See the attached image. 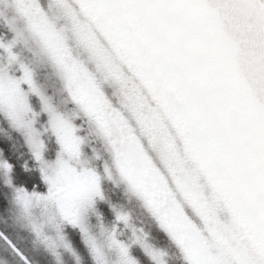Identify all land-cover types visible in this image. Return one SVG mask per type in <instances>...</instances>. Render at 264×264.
<instances>
[{
	"label": "rangeland",
	"instance_id": "rangeland-1",
	"mask_svg": "<svg viewBox=\"0 0 264 264\" xmlns=\"http://www.w3.org/2000/svg\"><path fill=\"white\" fill-rule=\"evenodd\" d=\"M109 1L124 8L125 18L133 17L139 11L140 26L127 30L125 35L130 39L133 37L136 43L129 54L133 59L129 65L120 62L123 61L121 53L108 51L107 48L113 45L108 40V31L118 38L120 31L133 24L119 17L112 29L106 28L105 0H0L1 9L7 11L6 18L17 38L33 43L40 53L55 63L74 104V109L64 119L50 120L49 128L62 144V151L61 157L49 161L41 155L42 143L29 114L28 93L25 90L7 92L10 93L8 116L24 130L36 156L41 157L40 168L48 185L42 194L18 192L17 214L25 224L22 226L43 231V237L51 243L54 234L63 233L65 225L75 228H70L71 231L78 228L91 257L102 264H129V261L151 264L164 258L166 261L167 253L159 251V247H164L161 237L151 239L157 250L149 253L151 258L145 252H131L126 244L133 238L131 232L136 231L130 226H119L115 221L111 224L99 221L94 203L101 197L108 202L114 192L128 195L141 191L154 206L164 202L165 194L161 196L158 188L153 189L156 185L153 177L157 173L151 166L158 168L169 182L178 180L181 185L186 174L173 159L176 156H172L176 150H182L193 183L203 179L211 190L223 189L230 196L232 205L237 202L243 212L245 208L250 223L256 225L257 222V226L264 228L262 148L255 149L251 134L244 133L231 102L224 103L223 89L210 85L208 74L202 76V65H197L194 45H187L167 0H161L159 11L161 16L170 18V23L161 22L157 11L158 21L154 15L149 17L151 13L146 15L151 7L145 0ZM136 1H140L137 6ZM115 16L111 13L112 19ZM130 21L135 19L130 18ZM121 23L124 28L120 27ZM179 37L182 41L173 40ZM102 46H105L103 59ZM143 57H147L146 64L150 66L145 72L139 68L141 60L146 61ZM83 70L96 75L97 86L93 92L82 86L88 97L71 80L84 74ZM203 84L211 87L210 90ZM218 84L222 85V82ZM162 91L165 93L161 94ZM140 96L145 101H140ZM108 100L112 101L113 107L124 110L120 115L127 131L117 122ZM144 105L152 115L155 112L158 119L148 116ZM151 105H157V108L153 110ZM183 125L190 126L188 134L180 132ZM92 142L95 144L89 145ZM195 142L203 145L206 157L187 152ZM74 147L78 150L77 155ZM97 160L102 161L100 171L89 169L87 162L96 163ZM74 166L78 178L71 176ZM101 171L106 178L104 195L96 184ZM145 180L152 183L147 190L143 184ZM169 182L165 184L166 188L171 186ZM187 192L196 199L192 209L198 211L209 229L210 236L206 244L202 243V249H206L213 264H255V242L245 239L247 252L252 253L246 255L238 243L247 233L235 237L236 227L230 229L225 224V221L235 222L233 216L223 208L212 215L211 205L199 197L201 191L195 194L187 188ZM229 232L234 234L233 239ZM0 264H16V261L0 258Z\"/></svg>",
	"mask_w": 264,
	"mask_h": 264
},
{
	"label": "trees",
	"instance_id": "trees-1",
	"mask_svg": "<svg viewBox=\"0 0 264 264\" xmlns=\"http://www.w3.org/2000/svg\"><path fill=\"white\" fill-rule=\"evenodd\" d=\"M105 1L107 6L106 12L108 13L107 20L105 21L106 28L109 30L112 29L113 25L117 24L119 17H121L122 21L125 19L126 23L133 24V26L130 25L131 28L120 31L119 35L121 36L115 39L108 31L110 36L108 40L113 44L107 48L108 51L117 55L121 53L120 58L123 59V61L120 62L129 65V61L130 63L133 62V59L129 58V54L130 51L132 52L131 48H134L136 43L132 36L130 39L125 35L127 30L136 29L137 26H140L141 23L138 21L137 16L139 11L136 12L133 17L125 18L126 16H124V13L126 15V11L124 8H122V10L113 2L109 0ZM145 1L149 4V7H151L148 9V12L146 11V15L151 13L149 17L154 15L153 17L158 21V12L161 22L170 23V18L164 15L161 16L159 11L162 8L161 0ZM170 2L173 6H177L175 0H171ZM139 3L140 1H136L135 5H139ZM1 8L3 7L0 6V116H3L8 123L5 124L0 122V140L7 142V144L11 145L14 149V151L9 154L8 159L15 160L17 166L33 174V178H35L34 174L39 173L40 178L44 182L42 187L32 188L30 186L25 187L21 185L18 189H14V191L17 193L24 191L32 195L42 194L46 192L48 185L43 178L40 168L39 159H41V157L38 159L36 156L24 130L17 126L8 116L7 111L10 104L8 95L10 93L7 94V92L10 91L15 93L25 90L28 93L29 114L32 117L34 128H36L40 134V136H38L42 143L41 155L42 158L49 161L55 160L58 156L61 157L62 151V144L55 132L49 128L50 120H55L54 118L64 119V117L74 109V104L70 101L71 93L69 87L66 81L59 75L55 63L51 61L49 57L40 53L34 47L33 43H29V41L25 42L17 38L15 29L6 18L7 11ZM111 13L116 15L113 18L114 20L111 18ZM180 15L182 17L183 13L180 12ZM130 18H134L135 21L131 22ZM120 27L124 28L125 25L121 23ZM177 40L182 41L181 37L177 38ZM104 49L105 46L100 48L101 51ZM200 49L203 50L204 47ZM205 54L203 50L202 55ZM145 59L146 61L144 62V60H141V64L139 65L142 72H145V69L150 67L149 63L146 64L148 61L147 58ZM113 63L117 65V62ZM120 66L123 65L120 64ZM83 71L85 72L84 74L72 77L71 80L72 84L82 90L88 97L87 91L85 89L83 90L82 86L91 89L93 92L94 88L97 86L96 75L92 74L91 71ZM67 100H69L71 104L69 101L67 102ZM142 100L145 101L143 96ZM108 103L111 112L117 118L122 129L127 131V128H123L122 116L120 115L124 110L115 108L116 106L113 107L111 100H108ZM151 108L155 110L157 105H151ZM144 109L148 112V116L158 119L156 113L154 112V115H152L151 111L145 105ZM188 126L189 125H183V129L180 132H183V134L187 132L188 134L190 130V126ZM204 142L207 145L209 144L205 139ZM196 143L197 142H195L194 146L189 147L187 152L203 157L205 149L203 145ZM94 144L95 142H92L89 145ZM73 149L77 155V148L74 147ZM85 152L87 151L85 150ZM183 152L182 150H176L172 156H176L173 159L177 160V166L181 167V170L180 168L179 170L186 174V176L182 178L184 183L181 185L178 180H171V182H169L163 173L161 171L159 172L158 168L151 166L153 171L157 173V175L153 177L156 181L154 183L160 185L167 196L166 202L163 205L156 204V206H154L143 191L137 194L130 193L128 195L114 192L111 194L108 202L101 197L94 203V211H96L99 221L109 224L115 221L119 226H130L131 229L136 231V233L131 232L133 238L126 244V246L131 248V252L137 253L141 251L147 254L156 253V246L151 243V239L161 237L164 247H159V251L160 253L163 251L166 252L167 259L165 261L164 258L163 261L159 262L152 261L151 264H213L211 257L206 253V249H202V243L206 244L208 236H210L209 229L200 220L198 211L192 209V202L196 199L187 192L188 188L196 194L200 189L198 187L200 181L198 180L193 183L191 180L187 170L188 162L186 161V157H183ZM204 157L206 156L204 155ZM3 159V151L0 150V161H3ZM87 165L89 169L98 168L97 170L100 171L102 161L97 160L96 163L88 161ZM77 174L80 175L79 170ZM71 176L78 178L75 166ZM0 179H3L6 184L12 186V176L3 169H0ZM168 182L171 183V186L166 188L165 184L168 185ZM96 184L99 191L104 195L106 190V178L102 171L100 176L96 179ZM143 184L147 190L148 185L151 183L145 180ZM120 185H122V183H120ZM224 193L222 189H218L217 187L214 188V190L204 188V190L199 193V197L203 201L208 202V205H211L210 207H212L213 210L210 212L213 215L215 206L222 201L225 195ZM113 206L116 208L114 211L111 208ZM17 207L16 197H14L13 210L10 217L8 220L0 219V228L7 231L18 246L19 250L13 248L15 256L12 259L16 261V264H102L89 254L85 244L82 242L83 236L80 229L77 228L71 231L70 228H75L70 225H65L62 234H54L52 243L47 242L43 237V231L41 232V230L32 227H24V222L17 214ZM240 208L239 206L236 209L235 224L241 226L242 230L248 229L247 237L251 240H255V234H257L260 241L257 242L255 240L257 253L254 252L253 256L257 260L255 264H264V238H262L264 235V228L262 225L258 226L259 233L255 232V229L253 230L252 228H256L257 222L256 225L250 223L246 218V212H243ZM230 226L234 228L235 225L232 222ZM87 247L89 246L87 245ZM246 250L247 246H245V251ZM243 253L246 255L252 254L251 252ZM170 255L173 256L170 257ZM151 257L152 255L149 254V258Z\"/></svg>",
	"mask_w": 264,
	"mask_h": 264
},
{
	"label": "water",
	"instance_id": "water-1",
	"mask_svg": "<svg viewBox=\"0 0 264 264\" xmlns=\"http://www.w3.org/2000/svg\"><path fill=\"white\" fill-rule=\"evenodd\" d=\"M170 1L167 0L187 45H194L198 56L197 65H202V76L208 74L210 85L215 84L213 81L222 82L226 89V92L223 90L224 103L231 102L236 111L235 116L240 118L244 133L251 134L255 149L262 148L260 156H264V62L260 58L256 59L255 70L247 71L245 67L247 54L244 52V48L248 47L250 42L247 39L237 38L238 32L241 36L244 33L235 16L212 7L210 0H206L207 7L211 9L213 15L210 17L217 21L212 26L196 1L175 0L177 6H173ZM203 4L205 3L202 1L201 5ZM180 12L183 13L182 17ZM221 31L223 38L228 41L229 52L235 59L239 73L259 94L261 101L237 74L230 59L226 58V47L220 42L222 35H218ZM262 45H264V41L256 44L257 47ZM201 47H204L205 55H202ZM247 93H249L250 99L246 96ZM261 116L262 120H260ZM262 165H264V161Z\"/></svg>",
	"mask_w": 264,
	"mask_h": 264
},
{
	"label": "snow or ice",
	"instance_id": "snow-or-ice-1",
	"mask_svg": "<svg viewBox=\"0 0 264 264\" xmlns=\"http://www.w3.org/2000/svg\"><path fill=\"white\" fill-rule=\"evenodd\" d=\"M212 7L225 11L237 18L244 35L238 32V39H247L250 43L244 48L247 54L245 67L248 72H253L256 68L255 61L260 58L264 62V45L257 47L256 44L264 41V0H210ZM0 122L7 124V120L0 116ZM10 126V125H9ZM0 150L3 151L4 159L0 161V169L12 176V186H9L0 179V219L8 220L13 210V199L18 196L14 189L21 185L25 187L38 188L43 186V180L39 173L33 174L24 171L18 167L15 160L8 159L11 152L14 151L11 145L0 140ZM13 248L18 249L15 241L3 228H0V258L11 260L15 256ZM129 264H132L129 261Z\"/></svg>",
	"mask_w": 264,
	"mask_h": 264
}]
</instances>
